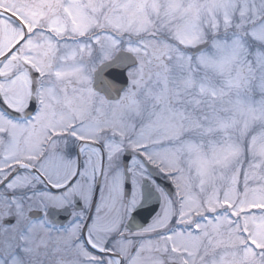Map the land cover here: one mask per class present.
<instances>
[{"label": "snow or ice", "instance_id": "6c2138e0", "mask_svg": "<svg viewBox=\"0 0 264 264\" xmlns=\"http://www.w3.org/2000/svg\"><path fill=\"white\" fill-rule=\"evenodd\" d=\"M0 264H264V0H0Z\"/></svg>", "mask_w": 264, "mask_h": 264}]
</instances>
